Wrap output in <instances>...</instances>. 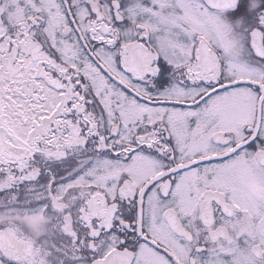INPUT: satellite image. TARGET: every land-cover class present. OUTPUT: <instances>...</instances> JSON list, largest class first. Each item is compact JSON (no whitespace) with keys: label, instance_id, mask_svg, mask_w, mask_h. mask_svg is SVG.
<instances>
[{"label":"snow or ice","instance_id":"snow-or-ice-1","mask_svg":"<svg viewBox=\"0 0 264 264\" xmlns=\"http://www.w3.org/2000/svg\"><path fill=\"white\" fill-rule=\"evenodd\" d=\"M0 264H264V0H0Z\"/></svg>","mask_w":264,"mask_h":264}]
</instances>
